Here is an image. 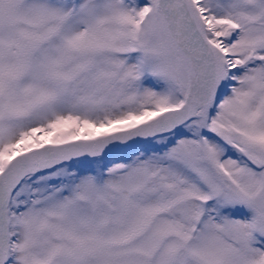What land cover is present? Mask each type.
I'll list each match as a JSON object with an SVG mask.
<instances>
[{"label": "snow or ice", "instance_id": "6c2138e0", "mask_svg": "<svg viewBox=\"0 0 264 264\" xmlns=\"http://www.w3.org/2000/svg\"><path fill=\"white\" fill-rule=\"evenodd\" d=\"M0 264H264V0H0Z\"/></svg>", "mask_w": 264, "mask_h": 264}]
</instances>
